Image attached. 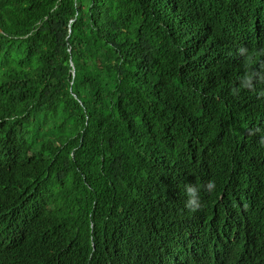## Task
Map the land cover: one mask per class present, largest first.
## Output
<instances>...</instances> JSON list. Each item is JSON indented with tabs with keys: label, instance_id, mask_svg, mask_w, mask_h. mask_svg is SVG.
Segmentation results:
<instances>
[{
	"label": "trees",
	"instance_id": "trees-1",
	"mask_svg": "<svg viewBox=\"0 0 264 264\" xmlns=\"http://www.w3.org/2000/svg\"><path fill=\"white\" fill-rule=\"evenodd\" d=\"M187 218L264 253V0H0V264H169Z\"/></svg>",
	"mask_w": 264,
	"mask_h": 264
},
{
	"label": "clouds",
	"instance_id": "clouds-1",
	"mask_svg": "<svg viewBox=\"0 0 264 264\" xmlns=\"http://www.w3.org/2000/svg\"><path fill=\"white\" fill-rule=\"evenodd\" d=\"M213 184L210 182L206 191L211 192ZM191 196V190H189ZM186 207L195 211L192 207L191 200L188 201ZM219 234H213L210 229H206L203 224L195 218H187L183 224L174 223L172 225L171 237L178 253L183 254L186 259L180 260L179 256H174L169 264H232L228 261V251L224 249H216L211 253H207L205 247L215 241ZM218 236V237H217ZM250 264H264V253L252 250V258Z\"/></svg>",
	"mask_w": 264,
	"mask_h": 264
}]
</instances>
